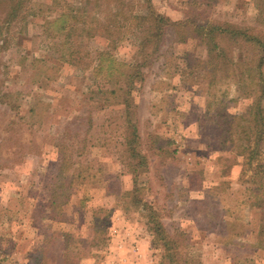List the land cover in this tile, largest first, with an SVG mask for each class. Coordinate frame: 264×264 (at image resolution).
Instances as JSON below:
<instances>
[{
	"label": "rangeland",
	"instance_id": "rangeland-1",
	"mask_svg": "<svg viewBox=\"0 0 264 264\" xmlns=\"http://www.w3.org/2000/svg\"><path fill=\"white\" fill-rule=\"evenodd\" d=\"M15 1L0 0V264H264L257 50L221 43L210 65L181 28L141 50L135 22L152 11L264 37V0H22L10 15ZM102 53L118 68H99Z\"/></svg>",
	"mask_w": 264,
	"mask_h": 264
},
{
	"label": "trees",
	"instance_id": "trees-1",
	"mask_svg": "<svg viewBox=\"0 0 264 264\" xmlns=\"http://www.w3.org/2000/svg\"><path fill=\"white\" fill-rule=\"evenodd\" d=\"M21 2L22 0L13 2L9 12L10 15L15 13L13 9H18L21 5ZM135 22L138 23V27H140L142 33V39L140 42L141 50H145L149 44H155L158 49L164 37V32L167 28H172L178 31H180L181 28L183 30L185 29L186 32L191 33L192 36L197 35L199 37V42L205 46L207 52V61H209L208 63L210 65L212 60L219 59L223 61L225 59V53L223 51L225 47L222 46L221 43L225 45L227 43H231L233 45H238V43L250 45L255 50H257L259 55L256 66L257 70L260 71L262 65L264 64V37L251 34L250 31L245 28L235 27L234 25L230 24H212L206 20L188 21V19H185L182 22H173L169 18L160 14H156L152 11H148L144 16L135 17ZM51 24L55 26L56 31H64L66 29V17L61 16L49 23V25ZM180 36L181 33L176 34L177 39H180ZM99 59L100 63L98 67L106 68L109 73L114 70L113 68H118L119 66L107 53H102ZM138 65L139 64H136L137 67ZM139 74V70H136L131 73L130 78H137L139 77ZM262 92L264 94V90H262ZM123 97H125L122 99L123 105L125 108H127L126 112L128 115L129 105L127 99L129 96H127L125 93ZM256 109V113L253 115L254 131H256V126L261 124L263 121L261 109H259V106H256ZM131 123L132 122L129 121L127 122V130H130L131 132L125 137V145L127 147L129 158L132 161L134 160L133 164H131L132 167H130L134 176L136 177L138 175V171L144 166L143 163L145 161V157H143V155L137 150L136 141L138 140V134L136 131V126ZM243 132L245 136L246 131L244 130ZM259 134L260 133L257 129L258 139L260 138ZM257 145L258 144H256V148ZM253 155L254 153L251 152V156ZM259 169V171L264 174V167L262 165H259ZM147 223L153 235L163 242L166 239L165 231L162 229V226L154 212H148ZM168 244L169 242L167 241L166 247Z\"/></svg>",
	"mask_w": 264,
	"mask_h": 264
}]
</instances>
